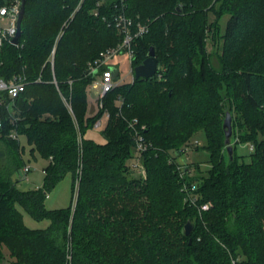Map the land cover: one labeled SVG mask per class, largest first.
Masks as SVG:
<instances>
[{
	"label": "trees",
	"instance_id": "16d2710c",
	"mask_svg": "<svg viewBox=\"0 0 264 264\" xmlns=\"http://www.w3.org/2000/svg\"><path fill=\"white\" fill-rule=\"evenodd\" d=\"M80 1L27 0L18 43L0 44V79L26 81L14 113L0 106V263L7 249L14 264H264V47L255 43L264 38V0H126V13L149 25L133 63L154 45L160 68L116 86L95 116L87 115V66L122 36L108 24L113 3L95 16L97 0L77 9ZM210 12L230 14L220 68L207 56ZM236 89L243 117L230 158L222 114ZM106 111L98 142L87 131ZM132 119L145 125V174L127 164L137 150ZM200 130L209 168L197 163L192 174L179 158ZM22 135L46 160L43 185L29 190L13 179L25 166ZM242 143L254 146L249 160L237 152ZM68 173L74 206L48 209L49 191ZM193 183L195 202L184 190ZM19 207L49 225L27 226Z\"/></svg>",
	"mask_w": 264,
	"mask_h": 264
},
{
	"label": "rangeland",
	"instance_id": "374dc122",
	"mask_svg": "<svg viewBox=\"0 0 264 264\" xmlns=\"http://www.w3.org/2000/svg\"><path fill=\"white\" fill-rule=\"evenodd\" d=\"M6 5H2L0 8ZM178 9H180V7ZM263 17L264 16H261L260 19L262 20ZM208 18L209 20H216L217 23L214 21L212 23L213 29L205 33V37H207L208 40L206 45L207 56L210 58V61L215 66V68H220L221 67L219 63L220 59L226 58L225 57L226 42L224 38V33L227 22L230 18V14L224 13L220 17H215L214 14L210 12ZM8 26H9V19L5 17L1 18L0 27L7 28ZM255 40H256L255 42L256 46L260 45L264 47L263 36L262 38L256 37ZM233 58H235V56H233ZM111 64H116V66L119 67V75H118L119 79H121L123 82L133 81V75L130 74L132 63L127 53H121L116 55L111 60ZM195 67L197 70H199L200 68L199 60L196 61ZM235 73L239 74V71L236 70ZM95 92L96 90L93 88V83H91L89 85L88 96H87L88 116H95L99 112V103L97 99L98 96ZM242 92L243 91L241 89H236L235 92H233L232 95H230V97L224 103V112L222 114V119L224 122L227 109L230 108L232 111L233 122L236 128L234 129L233 127V131L235 130V136L231 137V141L233 144L235 141H238V137L241 132L240 122L242 120L243 114L239 110V107L241 106V103L239 102L240 101L239 97L242 95ZM101 100L102 98H100V101ZM116 104L117 105L120 104L119 101H117ZM106 122H107V118L105 117L103 124H106ZM103 127L104 126L98 128L93 127L89 129L87 131L88 136L98 142H104L105 137L102 134ZM20 140H21V144L24 145L25 147L24 152L22 154L25 165L30 166L32 169L30 172H28L26 175L23 176L18 173H15L13 175V179L16 181V185L20 190H29L40 187L43 185V181H44L45 175H44L43 167L46 163V160L41 158L37 153H36L37 158H34L31 155L30 146L26 136L22 135L20 137ZM205 145H206V139L203 132L200 130L191 136V138L186 144L187 150L185 152V155L179 158V161H183V159L186 158L188 159V163H191L193 165L192 174H195L197 172V170L194 167L197 165V163H200L199 165L201 170H206L209 168V164H208L209 153L205 149ZM1 150H3V144L2 141L0 140V155H1ZM237 152L238 154L244 156L243 158H247L246 160H249L248 157V155L250 154L249 143L239 144L237 146ZM138 155L139 152L136 150V152H134V157L129 159L127 164L133 165V163L135 164L140 163L141 160L139 159ZM133 167L136 168L135 171L133 170L134 175H138L139 173L143 174L139 170L140 166L133 165ZM132 169L133 168H131V170ZM72 183L73 180L71 173L66 174L65 177L52 190L49 191L48 196L45 200L46 207L48 209H56V208L74 206L75 199H72ZM20 210L23 213V219L25 224L29 227L44 228L47 227L50 223L49 219L36 220L31 215H29L28 212H26L23 208H20ZM0 264H14L13 259L10 257L7 249L5 250V259Z\"/></svg>",
	"mask_w": 264,
	"mask_h": 264
},
{
	"label": "built area",
	"instance_id": "2783aa9c",
	"mask_svg": "<svg viewBox=\"0 0 264 264\" xmlns=\"http://www.w3.org/2000/svg\"><path fill=\"white\" fill-rule=\"evenodd\" d=\"M82 2L83 0L80 1L77 9L80 8ZM105 3L114 4L115 9L109 18L108 24H114L122 37L117 44L102 50L93 61L89 62L86 69V74L92 78L93 88L96 90L95 93L98 96L99 107L103 106L102 100L104 96L116 86L123 83V81L118 78L119 67L116 66V64H111V60L118 54L127 53L132 63L130 74H132L134 78L135 65L133 62L136 57L135 41L149 31V25L147 23L136 22L126 13V0H97L96 6L92 9L91 13L95 16L99 15V10L105 5ZM19 9L20 0H15L13 3L0 8V17L9 19V26L7 28L0 27V44H2L3 39H12L16 34ZM25 85L26 81L22 76H15L8 81L0 79V106L6 104L8 110L11 113H14L13 101L19 93L25 89ZM100 98H102L101 101ZM118 101L119 103L121 102L120 97ZM105 117L108 119V111L96 120L94 127L98 128L104 126L105 124H103V122ZM137 123V119H132L129 125L133 129L137 151L142 152L146 149L144 136L142 134V129L145 128V125L138 127ZM13 137H17V135L14 134ZM253 148L254 146L250 145V149L253 150ZM133 165L140 166L139 170L145 174V169L142 163H133ZM181 167L182 166L180 165L178 168L181 169ZM31 169L30 166L25 165L21 171L23 175H26ZM196 189L197 186L195 183L184 185V190L188 193L187 199L191 202H195L196 200L193 196ZM208 208V203H203L200 206V210H207Z\"/></svg>",
	"mask_w": 264,
	"mask_h": 264
},
{
	"label": "water",
	"instance_id": "95a60500",
	"mask_svg": "<svg viewBox=\"0 0 264 264\" xmlns=\"http://www.w3.org/2000/svg\"><path fill=\"white\" fill-rule=\"evenodd\" d=\"M26 1L27 0H20L19 16L17 19V31H16V34L12 38V43L14 44H17L20 38L21 23H22V19L25 13ZM159 68L160 66H159L158 58L156 56L155 46L150 45L147 51V54H146V58L143 60L142 63L135 66L134 77L135 78H140V77L152 78L157 74ZM232 121H233L232 114L229 110H227L226 116L223 122V127L225 130V144H226L227 152L230 158H233V155H234V147L231 142V137L233 135ZM19 172L21 175H23L21 170ZM192 228H193L192 222L188 221L184 227V231L187 236L191 234Z\"/></svg>",
	"mask_w": 264,
	"mask_h": 264
}]
</instances>
